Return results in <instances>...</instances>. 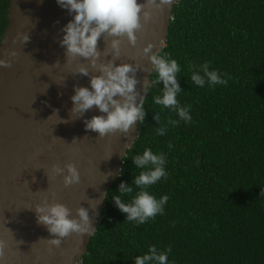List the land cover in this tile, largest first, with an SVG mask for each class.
Listing matches in <instances>:
<instances>
[{
  "label": "trees",
  "instance_id": "1",
  "mask_svg": "<svg viewBox=\"0 0 264 264\" xmlns=\"http://www.w3.org/2000/svg\"><path fill=\"white\" fill-rule=\"evenodd\" d=\"M9 5L0 0V42ZM172 14L161 53L181 66L177 98L191 105L192 121L157 136L155 115L166 127L179 118L153 103L162 84L148 92L145 121L81 264H134L151 245L170 246V264H264V0H178ZM205 62L227 85L191 82L188 67ZM146 147L166 154L168 176L148 190L169 200L163 214L137 225L111 197L138 175L132 157Z\"/></svg>",
  "mask_w": 264,
  "mask_h": 264
},
{
  "label": "water",
  "instance_id": "2",
  "mask_svg": "<svg viewBox=\"0 0 264 264\" xmlns=\"http://www.w3.org/2000/svg\"><path fill=\"white\" fill-rule=\"evenodd\" d=\"M177 2L173 0L162 11L153 10L147 22L141 16L143 26L135 32L134 44L127 36L119 37L118 57L110 48L115 37L102 36L93 68L78 56L67 63L60 41L63 27L73 16L56 0H10L8 24L0 42V59L12 60L11 67H0V242L4 245L0 264H81L103 216L108 192L119 178L115 173L122 170L140 128L137 123L128 133L117 131L100 138L98 132L86 129L84 121L102 113L93 106L83 116H71V96L75 87H90L99 65L109 62L139 66L136 88L144 96L143 85L145 80L150 82L152 64L143 48L152 44L153 53L162 52ZM17 33L28 40L13 43ZM4 51L17 55L11 58ZM80 65L88 67L89 76L76 72ZM68 163L75 165L80 181L65 186ZM53 166L65 172L54 174ZM109 171L113 175L105 182ZM89 200H103L99 215L89 211L94 234L71 233L59 248L52 246L48 240L55 237L38 223L35 207L61 203L76 217L77 208L95 203Z\"/></svg>",
  "mask_w": 264,
  "mask_h": 264
},
{
  "label": "clouds",
  "instance_id": "3",
  "mask_svg": "<svg viewBox=\"0 0 264 264\" xmlns=\"http://www.w3.org/2000/svg\"><path fill=\"white\" fill-rule=\"evenodd\" d=\"M56 2L73 16V19L63 27L64 34L60 41L61 46L66 49L67 63L78 56L89 61V64L96 68L100 56L97 44L102 36L106 34L108 37H115L110 41V48L113 55L118 57L120 55L119 37L127 36L134 44L135 32L143 26L141 16L143 21L147 22L151 19L153 10L162 11L170 6L173 0H144L143 3H138L137 0H56ZM17 39L23 43L28 40V36L17 33L13 43H16ZM153 47L154 45L149 44L143 48L144 55L152 64L151 71L155 74L150 82L144 81V96H141L136 88L138 80L135 72L139 66L115 62L100 64L99 74L92 75L90 78V87L74 88L75 94L71 96L73 103L71 116L73 114H77L78 117L83 116L86 111L96 106L102 115L86 119L84 123L87 130L98 132L100 138L117 131L128 133L133 125L143 124L147 115L145 97L154 86L162 84V91L154 95L152 101L162 109H172L179 120L167 118L166 127L161 125L160 116L155 115L154 119L160 124L155 128V134L166 136L169 127H176L179 121L191 122V105H181L177 98L182 92L177 78V74L181 72V66L168 54L153 53ZM4 55L15 58L17 53L4 51ZM11 64V59H0V67H11ZM188 70L191 82L198 87L227 85V79L223 78L226 74L210 68L209 62L190 65ZM76 72L89 76L88 67L84 65L78 66ZM60 122L67 123V121ZM169 147L171 148V145ZM132 163L135 169L139 170L138 175H132L131 183L121 181L118 190L113 192L116 194L111 198L114 205L126 214V220L140 225L158 214H163L164 206L169 200L167 195L157 198L148 190L161 178H167V157L163 152L157 153L152 148L146 147L142 153L132 157ZM65 168L67 174L63 175L64 185L78 183L80 175L75 165L68 163ZM65 168L53 166V172L60 175L65 172ZM112 175L113 173L109 171L105 175V182ZM115 175H123L122 170H118ZM125 196L129 197L127 202L123 199ZM89 201L95 203L89 208L82 206L77 208L76 217H72L71 210L61 203H44L35 207L38 223L45 225L49 233L55 237L48 240L52 246L59 248L63 239L71 233L81 236L94 234L95 228L92 226L89 211L92 210L93 216L99 215L98 205L103 203V200ZM3 248L4 245L0 242V258L4 255ZM170 253V246L160 250L155 245H151L147 252L134 258V264H170Z\"/></svg>",
  "mask_w": 264,
  "mask_h": 264
}]
</instances>
